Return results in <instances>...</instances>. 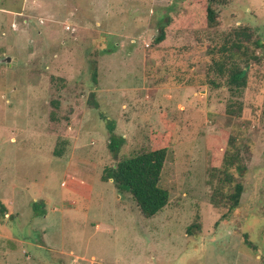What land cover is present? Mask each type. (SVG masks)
I'll return each instance as SVG.
<instances>
[{
    "label": "rangeland",
    "instance_id": "374dc122",
    "mask_svg": "<svg viewBox=\"0 0 264 264\" xmlns=\"http://www.w3.org/2000/svg\"><path fill=\"white\" fill-rule=\"evenodd\" d=\"M243 25L264 39V0H229L213 27L183 0H0V199L16 210L0 219V264H264V60L241 97L199 83L211 47ZM237 100L242 113L231 116ZM106 116L127 139L120 159L150 149L153 131H172L161 179L170 201L154 217L102 180L117 162ZM231 138L248 167L233 210L211 201Z\"/></svg>",
    "mask_w": 264,
    "mask_h": 264
},
{
    "label": "trees",
    "instance_id": "16d2710c",
    "mask_svg": "<svg viewBox=\"0 0 264 264\" xmlns=\"http://www.w3.org/2000/svg\"><path fill=\"white\" fill-rule=\"evenodd\" d=\"M190 7L199 11L204 16L209 27H213L219 22L221 8L226 6L229 0H183ZM199 9V10H198ZM160 33L156 37V43L166 39V29L172 24L170 15L159 16ZM261 50L262 52H259ZM114 47L104 48L103 52L112 53ZM212 54V62L209 66V78L199 80L201 84H209L215 88L227 86L234 97H241L244 89L248 85L249 68L254 63H262L264 60V39L255 33L251 26H237L226 32L219 42L209 50ZM92 79L98 83L97 62L93 64ZM189 83H192L191 81ZM89 103L97 108L100 106L95 90L89 94ZM55 109L60 107L59 100L52 101ZM242 101H231L227 106V113L231 116H239L242 113ZM104 117V115H101ZM110 137L108 149L116 164L105 168L102 180H113L116 188L121 192L129 193L141 213L146 218H151L159 214L170 201V192L161 184L164 166L170 151L172 131H153L151 136V148L122 157L123 147L127 143L125 136L116 133L117 122L106 116ZM52 119L57 117L52 113ZM69 144L67 138L62 139L56 146L54 155L62 157L66 154V147ZM232 148L225 150L221 166L214 165V173L211 182L213 192L211 201L216 207H228L235 209L241 202L245 185L241 177L247 172V164L235 141L231 138ZM238 174L236 176L235 172ZM229 187L231 190L226 191ZM36 216L47 214L46 202L40 198L32 203ZM9 215L6 205L0 200V219L5 221ZM10 216L14 217L13 214ZM200 228V223L196 222L188 228L189 235L194 234V229ZM247 235V234H245ZM247 243L251 244L249 240Z\"/></svg>",
    "mask_w": 264,
    "mask_h": 264
},
{
    "label": "crops",
    "instance_id": "0c3cea01",
    "mask_svg": "<svg viewBox=\"0 0 264 264\" xmlns=\"http://www.w3.org/2000/svg\"><path fill=\"white\" fill-rule=\"evenodd\" d=\"M35 194H36L37 196L34 197L33 201H36V200L40 199V198H37L39 193H38V194L35 193ZM0 200H1V199H0ZM1 201H2V200H1ZM2 202H3V201H2ZM13 202H14L13 199H12V200H11V199H8V203H9V204H5V203L3 202V203L6 205L8 211H9V216H10V214L15 215L14 213H15L16 210L13 209V208H14V207H13V206H14V203H13ZM45 202H46V207H47L48 203H47V200H46V199H45ZM8 205H9L10 207H9ZM11 217H12V216H11Z\"/></svg>",
    "mask_w": 264,
    "mask_h": 264
},
{
    "label": "water",
    "instance_id": "95a60500",
    "mask_svg": "<svg viewBox=\"0 0 264 264\" xmlns=\"http://www.w3.org/2000/svg\"><path fill=\"white\" fill-rule=\"evenodd\" d=\"M6 59H7V61H10L11 60V57H7Z\"/></svg>",
    "mask_w": 264,
    "mask_h": 264
}]
</instances>
